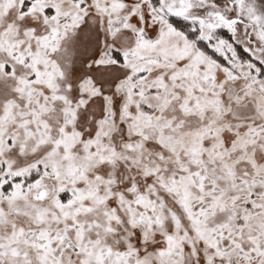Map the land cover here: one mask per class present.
<instances>
[{"label":"snow or ice","instance_id":"1","mask_svg":"<svg viewBox=\"0 0 264 264\" xmlns=\"http://www.w3.org/2000/svg\"><path fill=\"white\" fill-rule=\"evenodd\" d=\"M0 264H264V0H0Z\"/></svg>","mask_w":264,"mask_h":264}]
</instances>
